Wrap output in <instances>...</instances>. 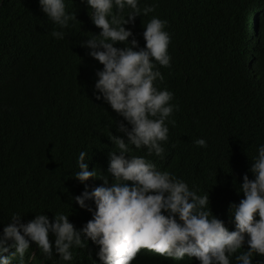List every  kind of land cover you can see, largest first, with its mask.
Masks as SVG:
<instances>
[{
    "label": "clouds",
    "instance_id": "clouds-1",
    "mask_svg": "<svg viewBox=\"0 0 264 264\" xmlns=\"http://www.w3.org/2000/svg\"><path fill=\"white\" fill-rule=\"evenodd\" d=\"M81 2L91 9L89 17L100 29L98 35L92 34L81 44L103 66L95 73V100L106 103L123 118L116 122L123 137H111L119 151L98 164L88 162L87 152L82 151L77 157L78 172L74 179L78 189L71 202L81 221H69L65 214L51 220L39 214L25 223L26 219L19 213H1L0 264H47L36 260L34 252L30 253L33 243L46 260L58 254L60 259L70 262L74 259L72 249L88 247V242L97 247L98 263L94 264H138L144 258L174 264L185 261L264 264V144L254 145L249 157L243 153L248 136L255 139L264 136V104L263 122L261 127H256L262 130L260 134H252L248 123L242 130L231 132L225 153L214 152L204 157L207 142L200 138L178 154L180 168L193 174L194 168H199L197 161L202 166L206 164L215 206H211L208 193L198 195L185 181L164 171L159 162L146 157H163L165 153L163 144L169 140L166 122L174 124L169 118L179 110L172 103L174 95L191 104L190 113L200 111L210 102L214 79L196 63H193L197 67L195 77L179 72L171 88L157 87V81L162 83L174 63L194 44L198 30H210L214 34L220 30L223 36L230 35L229 39L239 41L245 50L244 62L239 64L241 73L264 102V76L257 77L251 68L256 54L264 47V0L251 3L236 26H229L227 19L221 17V14L231 16L233 23L235 7L225 9L220 0H207L199 11L203 21L198 25L196 18L180 14L188 27L179 22L170 33L166 20L153 17L142 23L138 39L125 25L134 26L136 17L154 12V6L141 9L140 0ZM39 6L61 29L51 33L56 39L63 40L62 30L69 28L70 22L78 21L76 12L67 11L65 0H39ZM173 33H181L177 47L172 46ZM117 44L123 46L115 47ZM11 105L0 107V122L8 115ZM215 110L210 107L208 111ZM40 139L41 130L37 126L16 125L15 144ZM133 147L146 150V156L129 154ZM26 164L34 174L27 172L24 184L5 191L16 196H32L34 191H42L33 182L44 188L59 175L50 164ZM228 191L243 199L239 204H230V213L221 219L219 208L223 200L229 199ZM50 234L54 242L50 241Z\"/></svg>",
    "mask_w": 264,
    "mask_h": 264
},
{
    "label": "trees",
    "instance_id": "trees-1",
    "mask_svg": "<svg viewBox=\"0 0 264 264\" xmlns=\"http://www.w3.org/2000/svg\"><path fill=\"white\" fill-rule=\"evenodd\" d=\"M206 1L140 0L141 9L154 6L155 11L147 16L136 17L134 26L125 27L131 28L138 39L141 37L142 23L153 17L166 20L170 33L179 22L188 27L180 14L196 18L198 25L200 20L203 21L199 11ZM220 2L225 9L235 7L233 23L231 16L221 14V17L227 19L229 26H236L256 0ZM65 3L68 12H76L78 21L70 22L69 28L62 30L65 38L59 40L51 33L61 29L40 10L39 0H0V107L12 104L8 115L0 122V214L19 213L26 219L25 223L39 214L47 215L50 220L65 214L69 216V221H81L82 218L72 209L71 202L72 195L78 189L74 179L78 172L76 159L84 151L88 154L89 163L98 164L109 154L119 151L111 140L112 135L123 137L116 123L123 118L106 103L95 100V73L103 66L88 55L87 48L81 46L92 34L98 35L100 29L89 17L91 9L88 10L81 0H65ZM220 32L218 30L214 34L210 30H198L194 44L185 50L182 59L174 63L162 83L157 81V87L171 88L173 78L179 72L195 77L197 64L214 79L215 87L209 104L196 113H190L191 104L174 95L172 103L179 110L174 111L169 118L174 124L166 122L169 140L163 144V157L146 156V150H136L134 147L129 153L146 156L154 163L159 162L164 171L185 181L190 190L196 191L198 195L208 193L211 206H215L216 202H213L206 164L202 166L197 161L199 168H194V174L182 170L179 152L191 148L194 139L203 138L207 142L204 157L208 158L209 153L214 152L225 153L231 132L242 130L248 123L252 126V134H260L262 130L256 127L263 122L261 111L264 104L251 82L241 73L239 64L244 62V48L237 39L231 40L228 38L230 35L223 36ZM180 38L181 33L172 34L173 47L178 46ZM251 68L257 77L259 74L264 76V47L260 48V54H256ZM210 107H214L215 112H209ZM16 125L22 128L37 126L41 130L40 141L15 144ZM250 132L247 131L248 134ZM246 141L247 147L243 153L249 157L254 145L264 144V136L258 139L248 136ZM29 162L50 164L59 175L44 188L33 182L42 189L34 191L35 195L31 193L33 197L16 196L5 191L17 189L15 187L25 183L28 173L34 174L33 170L26 168ZM227 197L229 199L223 200L219 208L221 219L230 213V204H239L243 199L232 191H228ZM52 238L50 234L49 239L54 242ZM96 250L97 247L91 242H88V247L73 248L74 259L69 262L60 259L58 254L46 260L42 250L34 243L29 249L30 253L34 252L36 260L47 264L98 263ZM138 264L174 263L144 258ZM182 264L199 262L185 261Z\"/></svg>",
    "mask_w": 264,
    "mask_h": 264
}]
</instances>
